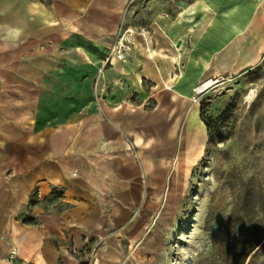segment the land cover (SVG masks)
I'll list each match as a JSON object with an SVG mask.
<instances>
[{"label": "crops", "instance_id": "1", "mask_svg": "<svg viewBox=\"0 0 264 264\" xmlns=\"http://www.w3.org/2000/svg\"><path fill=\"white\" fill-rule=\"evenodd\" d=\"M263 50L264 0H0V264H150L208 139L195 88Z\"/></svg>", "mask_w": 264, "mask_h": 264}, {"label": "rangeland", "instance_id": "2", "mask_svg": "<svg viewBox=\"0 0 264 264\" xmlns=\"http://www.w3.org/2000/svg\"><path fill=\"white\" fill-rule=\"evenodd\" d=\"M259 54L246 70L212 78L209 90L194 93L208 139L193 144L180 205L163 221L170 229L150 264H264V50Z\"/></svg>", "mask_w": 264, "mask_h": 264}, {"label": "built area", "instance_id": "3", "mask_svg": "<svg viewBox=\"0 0 264 264\" xmlns=\"http://www.w3.org/2000/svg\"><path fill=\"white\" fill-rule=\"evenodd\" d=\"M137 35V28L124 27L120 28L113 46L109 50L105 62L108 64L111 60L123 62L127 57L135 51V37Z\"/></svg>", "mask_w": 264, "mask_h": 264}, {"label": "bare ground", "instance_id": "4", "mask_svg": "<svg viewBox=\"0 0 264 264\" xmlns=\"http://www.w3.org/2000/svg\"><path fill=\"white\" fill-rule=\"evenodd\" d=\"M214 84L215 83H213L212 81H206L202 86L198 87V89L195 92L199 94L204 93L207 90H209Z\"/></svg>", "mask_w": 264, "mask_h": 264}, {"label": "trees", "instance_id": "5", "mask_svg": "<svg viewBox=\"0 0 264 264\" xmlns=\"http://www.w3.org/2000/svg\"><path fill=\"white\" fill-rule=\"evenodd\" d=\"M26 221V220H25Z\"/></svg>", "mask_w": 264, "mask_h": 264}]
</instances>
